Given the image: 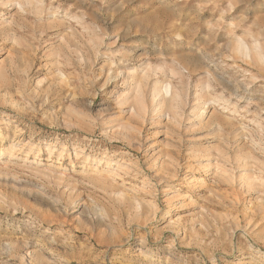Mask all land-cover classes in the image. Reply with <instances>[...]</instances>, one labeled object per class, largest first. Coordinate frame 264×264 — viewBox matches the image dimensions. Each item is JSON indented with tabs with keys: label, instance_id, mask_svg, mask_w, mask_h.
I'll return each instance as SVG.
<instances>
[{
	"label": "rangeland",
	"instance_id": "obj_1",
	"mask_svg": "<svg viewBox=\"0 0 264 264\" xmlns=\"http://www.w3.org/2000/svg\"><path fill=\"white\" fill-rule=\"evenodd\" d=\"M24 1L0 0V264H264V65L234 51L264 0ZM132 70L177 117L133 112Z\"/></svg>",
	"mask_w": 264,
	"mask_h": 264
},
{
	"label": "bare ground",
	"instance_id": "obj_2",
	"mask_svg": "<svg viewBox=\"0 0 264 264\" xmlns=\"http://www.w3.org/2000/svg\"><path fill=\"white\" fill-rule=\"evenodd\" d=\"M23 1V0H22ZM3 5V4H2ZM15 7H17V9H19V11L23 12L24 11V5H30V7L32 6V2L31 0H25L24 3H20V2H17L14 4ZM26 8V7H25ZM30 9V8H29ZM42 9L41 8H38V7H35L34 6V9L33 11L36 13V14H39ZM25 13V11L23 12ZM40 15V14H39ZM77 18H74V21L76 20ZM77 23V22H76ZM81 24V23H79ZM80 26V25H79ZM84 26V25H83ZM85 27V26H84ZM87 31V29H86ZM87 33V32H86ZM234 51L236 54H238L239 56H241L242 58H244L245 60L249 61L250 63H256V64H259V65H264V47L263 45L259 42V39L258 38H255L252 36V40H251V43L242 38H239L237 39L236 41V44L234 46ZM90 63V62H89ZM235 67V66H234ZM238 69V68H236ZM148 71V70H147ZM153 71V70H152ZM243 70H241L242 72ZM150 72V70L148 71ZM131 75V79L132 81H135L133 75H135L134 73V70L130 71L129 72ZM249 73V72H248ZM145 74V73H144ZM150 74V73H149ZM173 74V73H172ZM181 74V73H180ZM246 74V73H244ZM146 76V75H145ZM144 76V77H145ZM252 76V75H251ZM254 76V75H253ZM129 77V76H128ZM173 77V76H172ZM252 78V77H251ZM249 80V78H248ZM252 80V79H251ZM249 80V81H251ZM140 81V80H139ZM135 81L136 82V90H137V101H136V106H134L135 108L133 109V112L134 113H140V114H145V113H150V114H153V113H162L163 111H167V112H170V113H173V116L174 117H177L178 114H177V105L178 103H180V94L178 93V91L176 92L170 85H164V86H159L157 83H155V85L153 84V88L151 89L150 91V97H149V102H150V105L148 107H145L144 106V102L141 98V90L142 89V83L140 81ZM182 81V80H181ZM254 81V80H253ZM256 81V80H255ZM170 84V83H169ZM161 85V84H160ZM208 85V83H207ZM144 86V84H143ZM206 86V85H204ZM203 86L202 90H200V92L198 93L196 90H195V93L192 95L193 96V100L196 101V103L192 106V110H191V116L195 117L198 121V124L202 123L203 122V119L205 117V100H207L208 98H206L204 95H206L208 97V94L205 93L203 91V89H206L207 90V87L205 88ZM210 87V86H209ZM209 89V88H208ZM177 90V89H176ZM197 92V93H196ZM209 93V92H208ZM204 96V101L200 102L202 97ZM212 98V97H211ZM221 99L222 98H214L213 99V104H215L216 106H222L221 108L223 110H227L228 112L230 111L229 109V106L225 104H220L221 102ZM126 100L128 101V97L127 95L125 94H121L119 95L118 97V104L119 105H122L124 102L126 103ZM224 102V101H223ZM208 103V102H206ZM222 103V102H221ZM209 104V103H208ZM237 110H234L232 113L235 114ZM243 117V116H242ZM228 118V117H227ZM176 120V118H174ZM233 119V118H232ZM245 119V118H244ZM195 120V119H194ZM228 120V119H227ZM176 122V121H175ZM174 122V123H175ZM177 124V123H176ZM243 125V124H242ZM264 129V128H263ZM253 131V130H252ZM264 131V130H263ZM31 144H26L22 147L23 150H26L28 152H31L32 151V148H31ZM27 152V153H28ZM12 154L10 155V158H12ZM37 156V155H36ZM9 158V159H10ZM86 160H88V158H86ZM99 163V161H98ZM109 164V163H108ZM99 165V164H98ZM25 166V165H24ZM30 170V169H29ZM37 171V170H36ZM54 171V169L52 170ZM51 171V172H52ZM58 171V170H57ZM91 173H93V175H99V172L101 171H98L97 170V167L94 168V169H91L90 170ZM50 173V172H48ZM90 173V174H91ZM227 173V172H226ZM52 174V173H51ZM84 174V173H83ZM114 175H116L115 173H113ZM245 175V174H244ZM43 176V174H42ZM59 177V176H58ZM94 177V176H93ZM57 178V177H56ZM47 179V178H46ZM60 179V177H59ZM62 180V179H61ZM64 180V179H63ZM57 181H60V180H57ZM68 181V180H67ZM73 195V194H72ZM122 195V193H121ZM68 196V195H67ZM78 196V195H77ZM113 199V198H112ZM73 204V203H72ZM80 205V204H79Z\"/></svg>",
	"mask_w": 264,
	"mask_h": 264
}]
</instances>
